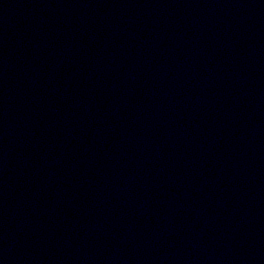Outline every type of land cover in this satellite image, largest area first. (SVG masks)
Masks as SVG:
<instances>
[{
    "label": "water",
    "instance_id": "obj_1",
    "mask_svg": "<svg viewBox=\"0 0 264 264\" xmlns=\"http://www.w3.org/2000/svg\"><path fill=\"white\" fill-rule=\"evenodd\" d=\"M0 264H264V0H0Z\"/></svg>",
    "mask_w": 264,
    "mask_h": 264
}]
</instances>
